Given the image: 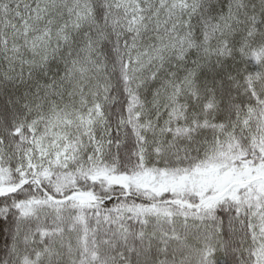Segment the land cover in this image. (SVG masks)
I'll return each instance as SVG.
<instances>
[{
  "label": "snow or ice",
  "instance_id": "6c2138e0",
  "mask_svg": "<svg viewBox=\"0 0 264 264\" xmlns=\"http://www.w3.org/2000/svg\"><path fill=\"white\" fill-rule=\"evenodd\" d=\"M0 264H264V0H0Z\"/></svg>",
  "mask_w": 264,
  "mask_h": 264
}]
</instances>
